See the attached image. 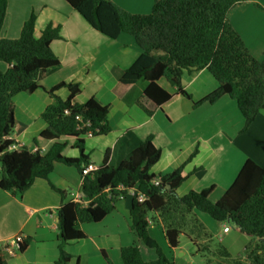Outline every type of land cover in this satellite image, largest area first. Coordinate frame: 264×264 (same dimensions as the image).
<instances>
[{
  "label": "trees",
  "instance_id": "obj_1",
  "mask_svg": "<svg viewBox=\"0 0 264 264\" xmlns=\"http://www.w3.org/2000/svg\"><path fill=\"white\" fill-rule=\"evenodd\" d=\"M66 1L105 36L115 39L120 33H127L133 37L140 54L123 71L119 81L122 84L143 81L144 101L150 100L160 107L171 99L172 94L157 83L162 77L176 86L178 93L188 96L181 87L183 70L207 68L218 85L194 106L214 103L228 95L244 119L243 130L264 108V53L260 59L253 57L227 16L243 0H154L147 14L129 12L113 0ZM6 7L7 0H0V30ZM34 26L32 12L17 38L0 36V62L6 64L5 70L0 67V188L21 194L36 178L47 179L55 162L76 167L81 175L82 201L65 202L64 191L49 182L63 199L57 209L60 243L56 264H66L73 257L63 246L85 237L80 224L100 221L128 191L133 192L130 227L147 247L155 249L157 257L144 260L139 247L130 244L120 248L122 264H173L149 235V221L154 219V214L170 247H176L179 236L184 234L207 262L264 264V240L261 239L264 238V169L251 159L245 161L216 202L209 200L212 186L178 195L176 188L184 180L179 168L162 176L150 171L160 155L151 136L138 141L117 163H108L110 151L107 149L103 162L83 173L84 167L91 163L84 150L85 134L90 131L92 136H97L109 132V105L93 97L78 103L75 101L78 85L65 82L48 90L53 101L41 114L47 126L39 137L52 141L51 146L45 152H33L25 146L9 148L15 144L10 137L14 129L13 96L18 92H33L60 65L50 48L52 40L61 38L60 25L47 24L39 37L33 34ZM60 87L69 91L65 99L56 94ZM68 138H74L78 156L63 154ZM155 178H159L157 185L152 184ZM139 194L143 199L138 198ZM195 211L234 224L249 236L252 241L245 245V258H233L221 243L213 244L210 231ZM26 244L25 239L19 249L23 250ZM103 256L108 264H113L104 251ZM0 264L6 263L0 260ZM76 264H80L78 259Z\"/></svg>",
  "mask_w": 264,
  "mask_h": 264
},
{
  "label": "crops",
  "instance_id": "obj_2",
  "mask_svg": "<svg viewBox=\"0 0 264 264\" xmlns=\"http://www.w3.org/2000/svg\"><path fill=\"white\" fill-rule=\"evenodd\" d=\"M113 1L132 13H145L154 3V0ZM32 12L35 37H39L49 23L60 25L61 38L50 43L60 65L46 75L33 92H18L13 96L14 129L10 137L17 146L29 150L38 147L42 152L51 146L52 141L39 137L47 126L41 114L53 101L48 90L65 82L78 85L79 93L75 96L78 103L93 97L109 105V132L84 138L85 153L95 166L103 162L107 149L110 151L108 163H117L138 141L151 136L160 155L150 171L162 176L179 168L184 180L176 193L184 195L212 186L211 202L225 193L247 159L264 169V108L243 130L244 119L236 102L228 95L214 103L194 106L218 85L207 68L183 70L181 87L188 96L178 93L176 86L165 78H159L157 83L172 94L171 99L159 107L142 99L143 81L133 84L119 81L123 71L140 54L131 35L120 33L115 39L105 36L92 28L66 0H7L0 36L17 38L23 22ZM227 16L249 53L260 59L264 53V0H243ZM56 94L65 99L69 91L60 87ZM62 152L66 156H78L74 138L67 139ZM49 182L64 191L65 202L71 200L72 194L81 193V175L76 167L60 162L54 163L47 179L36 178L21 194L0 188V241L16 234L27 240L25 248L13 255L0 248V260L4 263L56 264L60 243L57 209L63 199ZM131 198L132 191H128L100 221L80 224L85 237L63 246V250L73 256L66 264H76V259L80 264H108L103 251L113 264H122L120 248L130 244L139 247L144 260L157 257L155 249L147 247L130 227ZM195 213L210 230L212 238L217 236L233 257L241 254L247 239L238 227L230 224L231 228L224 231V224L207 213ZM152 216L149 235L169 260L173 264H199V260L191 259V250L179 238L178 245L170 247L157 215ZM207 264L217 263L213 260Z\"/></svg>",
  "mask_w": 264,
  "mask_h": 264
},
{
  "label": "built area",
  "instance_id": "obj_3",
  "mask_svg": "<svg viewBox=\"0 0 264 264\" xmlns=\"http://www.w3.org/2000/svg\"><path fill=\"white\" fill-rule=\"evenodd\" d=\"M76 117L79 118V116H76ZM91 136H92V133L90 131H88L85 134V137H91ZM20 146H22V145H20ZM20 146H17V144L15 143V144H12L9 148H17ZM37 150H39L40 152L43 151V149H39L38 147H33V148H31L30 151L34 152ZM96 167L97 166L90 163L84 167L83 173H87L89 171H92V170L96 169ZM158 183H159V178H155L152 180V184L157 185ZM82 197H83L82 193L76 192V193L72 194L71 199L73 201L79 202V201H82ZM138 198L143 199V195L139 194ZM228 229H229L228 226H226V225L223 226L224 231H227ZM23 241H24V237L21 234H16V235H14V236H12V237L4 240V241H0V248H2L8 254L13 255L19 249V246H20V244L23 243Z\"/></svg>",
  "mask_w": 264,
  "mask_h": 264
},
{
  "label": "rangeland",
  "instance_id": "obj_4",
  "mask_svg": "<svg viewBox=\"0 0 264 264\" xmlns=\"http://www.w3.org/2000/svg\"><path fill=\"white\" fill-rule=\"evenodd\" d=\"M150 8L148 9V10H146L147 12H145V13H139V14H147V13H149L150 12ZM0 67L3 69V70H5V68H6V64L4 63V62H0ZM196 214V213H195ZM198 214V213H197ZM220 222V221H219ZM220 223H222V224H224V225H226V226H228L229 228H231V225H230V223H227V222H220ZM210 231V230H209ZM244 235V237L247 239V243H249L250 241H252V239L249 237V236H247V235H245V234H243ZM179 239H180V242H182V243H185L186 244V248L189 250H191V253H192V255H191V259H194L195 261L196 260H199V262L200 263H205V264H207V263H209V262H207L206 261V259H205V257H203L201 254H199V253H197L196 252V248H195V246L190 242V240H189V238L186 236V235H184V234H181L180 236H179ZM212 243L213 244H217V243H220L219 242V240H218V238H217V236H214V238H212ZM246 243V244H247ZM245 244V245H246ZM231 255V254H230ZM232 256V255H231ZM241 256H243V257H245V251L243 250L242 252H241V254H239L238 256H232L233 258H241ZM213 261V260H212ZM215 261V260H214ZM197 262V261H196ZM216 263H217V261H215ZM199 263V264H200ZM218 264V263H217Z\"/></svg>",
  "mask_w": 264,
  "mask_h": 264
},
{
  "label": "water",
  "instance_id": "obj_5",
  "mask_svg": "<svg viewBox=\"0 0 264 264\" xmlns=\"http://www.w3.org/2000/svg\"><path fill=\"white\" fill-rule=\"evenodd\" d=\"M262 240H264V238H261Z\"/></svg>",
  "mask_w": 264,
  "mask_h": 264
}]
</instances>
